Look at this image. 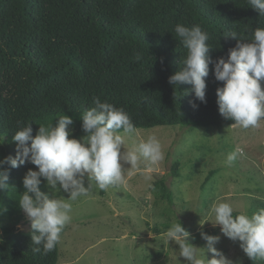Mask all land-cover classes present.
<instances>
[{"label": "trees", "instance_id": "16d2710c", "mask_svg": "<svg viewBox=\"0 0 264 264\" xmlns=\"http://www.w3.org/2000/svg\"><path fill=\"white\" fill-rule=\"evenodd\" d=\"M177 23L207 32L216 59L235 47L231 33L251 39L253 29L264 28V17L247 0H0V159L16 155L18 122L31 123L35 136L40 125L68 115L70 138L86 135L80 118L94 96L122 107L137 129L234 125L218 111L216 89L223 82L211 64L206 103L196 100L191 84L169 83L186 55L175 37ZM136 54L141 60L133 59ZM4 167L9 188L0 191V264H58L59 244L47 255L34 254L31 226L18 228L26 222L17 201L22 180L36 166ZM41 179L39 187L49 192ZM154 192L173 204L166 178ZM201 232L189 241L202 244ZM254 263L249 258L245 264Z\"/></svg>", "mask_w": 264, "mask_h": 264}, {"label": "clouds", "instance_id": "9594fccd", "mask_svg": "<svg viewBox=\"0 0 264 264\" xmlns=\"http://www.w3.org/2000/svg\"><path fill=\"white\" fill-rule=\"evenodd\" d=\"M247 4L264 17V0H247ZM176 39L186 49L180 60V70L169 76L173 86L191 84L196 100L206 103V77L209 65L217 81L223 82L216 89L219 113L234 121V125L248 129L257 127L264 121V28L256 27L251 39L230 36L236 39L235 47L229 48L227 58L213 59L209 55V35L199 25L192 27L177 23L174 27ZM141 55L133 58L141 60ZM194 108L198 105L191 101ZM93 107L81 114L82 129L86 133L80 139L71 137L73 118L59 116L55 124L40 125L35 136L31 123L18 122V129L12 140L16 145L15 157L8 155L0 159V191L9 188V169L25 163L36 166L25 173L18 205L30 222L31 245L34 254L47 255L61 242V233L71 222L73 203L87 197L94 190L108 191L122 185L126 173L138 169L142 162L149 165L146 174L164 160L165 154L160 140L155 135L141 138L131 117L122 107H116L99 97H93ZM136 136L135 147L126 146V137ZM30 141V143H29ZM123 148V151H122ZM240 152L237 149L227 156L231 163ZM130 167H124V165ZM48 189L67 193L66 198H57L41 190L42 179ZM233 206L217 200L209 208L205 219L213 226H220L223 235L232 241H239L240 248L253 261H264V208L234 215ZM190 233L180 222L172 223L164 233L165 242L178 245V255L185 264H232L218 251L214 244L219 236L201 232L207 242V250L213 253L211 259L205 257V249L198 248L189 241ZM200 249L204 250L203 256Z\"/></svg>", "mask_w": 264, "mask_h": 264}, {"label": "rangeland", "instance_id": "374dc122", "mask_svg": "<svg viewBox=\"0 0 264 264\" xmlns=\"http://www.w3.org/2000/svg\"><path fill=\"white\" fill-rule=\"evenodd\" d=\"M138 131L141 138L155 135L160 140L164 160L150 174H146L149 165L142 162L130 175L126 173L122 185L108 191L94 189L74 202L71 222L61 233L58 264H185L179 246L164 239L175 222L190 235L202 230L213 235L210 232L218 227L215 236L220 239L214 247L232 264L247 263L249 257L239 241L225 237L219 225L201 223L214 219L208 212L217 200L229 202L234 213L250 215L264 208V121L248 129L167 125ZM137 143L136 136L126 137L127 147ZM237 149L236 159L228 163V154ZM162 178L173 193V204L155 197L154 186ZM48 190L57 198L67 197L62 191ZM29 227L26 218L18 228ZM198 239L203 243L193 245L204 248L205 257L211 259L214 254L201 233ZM199 251L203 256L204 250Z\"/></svg>", "mask_w": 264, "mask_h": 264}]
</instances>
